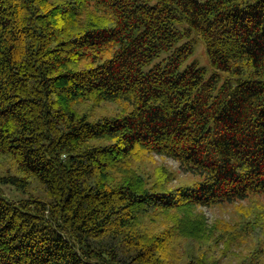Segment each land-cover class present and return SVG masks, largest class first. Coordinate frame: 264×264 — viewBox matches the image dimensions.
I'll use <instances>...</instances> for the list:
<instances>
[{
    "label": "trees",
    "instance_id": "16d2710c",
    "mask_svg": "<svg viewBox=\"0 0 264 264\" xmlns=\"http://www.w3.org/2000/svg\"><path fill=\"white\" fill-rule=\"evenodd\" d=\"M193 34L221 84L180 70ZM106 103L121 111L96 114ZM154 154L197 180L150 176ZM259 196L264 0H0V264H220L248 235L241 264H264V206L194 215Z\"/></svg>",
    "mask_w": 264,
    "mask_h": 264
},
{
    "label": "rangeland",
    "instance_id": "374dc122",
    "mask_svg": "<svg viewBox=\"0 0 264 264\" xmlns=\"http://www.w3.org/2000/svg\"><path fill=\"white\" fill-rule=\"evenodd\" d=\"M194 38V51L181 63L180 70L185 69L191 64H196L200 67H203L206 72V76L209 77L212 74L219 72L220 73V82L221 84L227 77L228 73L217 71L210 63L208 52L205 46L204 41L196 36L192 35ZM171 52H163L160 56L155 58L151 64L144 67V71L149 70L150 66L154 63L161 61L163 58L167 57ZM121 105L118 103H106L99 106H96L94 111L96 114H114L121 111ZM141 166L144 170H147L150 176L156 174V169L166 168L169 172L175 173L176 175L169 183L171 187L182 184V183H193L197 180L196 177L191 172H186L185 170L179 167V162L170 157L159 154H154L152 157L147 156L141 162ZM32 190H19L14 186L5 185L3 186L4 195L12 200H24L30 197V192ZM258 200V201H257ZM264 206V197H257L256 201L251 199H244L240 201L227 202V203H218L213 206H200L194 210V215H203L207 219L209 225L217 221L228 222L234 224L236 221L244 219L243 213L251 212L256 213L257 208L261 211L260 208ZM256 240L248 235V237H242V239L236 241L232 244L231 247H226L222 243L220 244V250H216L215 256L219 258L220 264H241L242 261L247 259L251 251L255 248Z\"/></svg>",
    "mask_w": 264,
    "mask_h": 264
}]
</instances>
